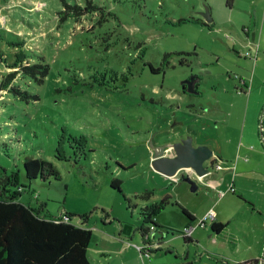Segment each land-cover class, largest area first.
Listing matches in <instances>:
<instances>
[{"label": "rangeland", "instance_id": "1", "mask_svg": "<svg viewBox=\"0 0 264 264\" xmlns=\"http://www.w3.org/2000/svg\"><path fill=\"white\" fill-rule=\"evenodd\" d=\"M89 1L90 13L65 18L63 0H0V81L15 70L9 65H49L43 81L16 72L13 85L26 95L0 89V176L17 173L19 186L11 189H20L18 200L43 206L48 218L69 212L76 214L72 222L80 223L78 215L88 214L82 222L93 230L89 252L95 264H187L177 252L182 256L191 246L194 258L198 245L181 235L190 219L176 202L188 209L207 190L201 185L191 190L183 180L187 171L180 172L178 183L163 176L153 169L152 157L156 147L174 143L176 132L180 139L191 136L202 143L197 146L212 143L232 150L243 120L242 103L222 84L228 83L226 71H235L236 34L251 19L248 12L261 5L257 0ZM207 8L211 27L203 24ZM178 52L190 53L186 64ZM152 66L162 70L153 73ZM191 76L208 81L199 83L200 94L183 92ZM220 106L225 110L219 111ZM204 107L210 116L202 114ZM230 110L237 127L227 131L219 121L203 124ZM27 157L53 162L61 179L29 181ZM115 178L122 181L121 191L111 186ZM232 184L230 193L235 192ZM167 196L169 204L155 220L169 229L150 235L173 238L162 248L172 247L168 256L164 250L152 251V242L144 245L140 231L145 224L141 210ZM237 217L239 226L249 219ZM207 236L199 242L201 251L214 249L207 246ZM224 256L230 257L210 254L204 262L221 264Z\"/></svg>", "mask_w": 264, "mask_h": 264}, {"label": "crops", "instance_id": "2", "mask_svg": "<svg viewBox=\"0 0 264 264\" xmlns=\"http://www.w3.org/2000/svg\"><path fill=\"white\" fill-rule=\"evenodd\" d=\"M257 1L261 7L248 12L251 19L243 26V33L236 34L237 42L233 48L237 58L233 56V62L231 61V66L235 68V71L227 70L228 83L222 84L224 92L230 93L242 103L240 116L243 120L238 124L241 132L239 130L237 140L232 144L233 148L230 151L217 145L213 146L212 143L207 144L213 150V157L209 160L213 169L209 170L203 179H196L197 185L205 187L207 193L200 194L194 202H189L188 211L194 219L185 225V227L190 225L196 227L190 242L198 246L193 255L194 258L190 254L191 246L182 256L177 252V258L186 261L187 264H205V258L208 259L210 254L217 255L218 253L226 255L228 253L230 256H224L223 258L226 259L221 261V264H244L250 261H256L255 264H264V0ZM218 78L214 81L220 80L221 77ZM240 79H243L244 83L240 82ZM201 81L208 83L205 77ZM199 85L198 83L197 90H199ZM218 103L220 104V101ZM206 108L203 109V115H208L207 111L210 109ZM223 110L225 108L220 106L219 111ZM201 117L203 116L198 118ZM206 119L203 124L217 125L219 121L227 131L237 127V125L233 126L231 110L225 112L221 119L217 120L215 117ZM180 136L181 133L176 132L174 143L181 140ZM225 140L233 143L232 137H226ZM193 144L197 146L202 143L193 142ZM218 150L221 151L220 155H217ZM168 156H173V154ZM187 171L192 178H196V174L191 169ZM175 182L178 183L179 179ZM230 183L234 184L232 185L235 192L228 191ZM211 209L216 213L215 219L208 221L204 226L197 227L198 221ZM238 214L249 218L246 225L239 226L235 222ZM155 222L156 229L165 227L164 223H160L157 219ZM215 223L222 224L223 228L220 231L212 230V225ZM205 233L208 234L209 239L207 246L210 244L214 249L206 246L208 249L201 251L199 242L202 241ZM122 234L120 230L119 236L121 237ZM142 238L145 245L153 243L150 248L156 253L162 252L163 245L169 244L173 239H165L163 235L158 238L156 235L152 237L150 233ZM224 248L226 251L223 250ZM171 250L172 247H166L164 252L168 256ZM217 261L220 260L217 259Z\"/></svg>", "mask_w": 264, "mask_h": 264}, {"label": "trees", "instance_id": "3", "mask_svg": "<svg viewBox=\"0 0 264 264\" xmlns=\"http://www.w3.org/2000/svg\"><path fill=\"white\" fill-rule=\"evenodd\" d=\"M65 4L64 17H81L94 9L91 1L88 0L86 7L79 4L71 5L63 0ZM230 4V1L227 2ZM184 21V20H183ZM211 27V23L203 22ZM181 56V64H186V57L190 53L178 52ZM171 54L165 55V63ZM182 55H185L182 57ZM8 67L15 69L7 76L2 77L0 89L12 91L16 94H27L18 86L13 85L16 72L21 70L22 74H28L38 78L40 81L47 76L49 65L47 64H14ZM153 73H159L162 69L152 66ZM242 80V81H241ZM243 82V79H240ZM183 92H186L183 85ZM38 100V96H34ZM25 176L29 181L37 178L48 180L54 178L61 179V174L53 162L44 158L27 157L24 159ZM121 180L115 178L111 181V186L121 191ZM19 186L18 174H7L6 171L0 176V264H95L94 258L89 252L90 243L93 238L92 228L85 227L83 222H87L88 214L78 215L80 223H73L72 217L76 214L67 212L60 217L48 218L43 214V206L40 209L18 200L20 189L12 190L11 187ZM145 195H148L145 194ZM170 196L164 197L159 203L145 206L141 211L144 223H151L147 228L144 224L141 227L142 236L146 237L151 230L156 229L155 216L169 204ZM130 202L131 200L128 199ZM181 207L183 213L193 220L192 214L184 206L176 202ZM153 227V228H151ZM166 228V227H162ZM222 224H213L212 230L220 231ZM169 229V228H166ZM173 230V229H171ZM149 231V232H148ZM185 241H191L190 237H184ZM247 262L244 264H255Z\"/></svg>", "mask_w": 264, "mask_h": 264}, {"label": "water", "instance_id": "4", "mask_svg": "<svg viewBox=\"0 0 264 264\" xmlns=\"http://www.w3.org/2000/svg\"><path fill=\"white\" fill-rule=\"evenodd\" d=\"M207 23H211L210 9L207 8L204 13ZM200 76H191L183 82L187 93L200 94L197 90V84L201 82ZM154 148V146L151 144ZM173 148V156H168L167 151ZM213 157V150L209 146H195L191 136L186 139H181L173 144H166L155 148L152 157V167L154 170L161 173L167 178L176 176L181 170L191 169L193 173L201 176L209 172V165L212 163L209 160ZM209 162V165H206ZM188 172V171H187ZM183 180L191 185V190L196 191L198 188L196 178H192L191 174L183 177Z\"/></svg>", "mask_w": 264, "mask_h": 264}, {"label": "built area", "instance_id": "5", "mask_svg": "<svg viewBox=\"0 0 264 264\" xmlns=\"http://www.w3.org/2000/svg\"><path fill=\"white\" fill-rule=\"evenodd\" d=\"M170 149L171 150H168L167 151V154L169 155V154H173V148L172 147H170ZM219 167V166H218ZM220 168V167H219ZM209 173V172H208ZM208 173H206L204 176H206ZM203 175H201V176H199V175H197L196 174V179L197 180H201V179H203V177H204ZM178 176L176 175V176H174V177H171L173 180H178V178H177ZM230 190H232V191H234V187L232 186L231 188H230ZM215 216H216V213H215V211L213 210V209H211V210H209L208 212H207V214L203 217V218H201L199 221H198V223H197V227L198 226H204L208 221H213L214 219H215ZM151 228H153V227H151ZM195 226H187V227H185L184 229H183V231L181 232V235H183V237H190L191 238V235H192V233H193V231L195 230ZM145 245V244H144ZM138 248H139V250L140 251H143L144 250V247L143 246H138Z\"/></svg>", "mask_w": 264, "mask_h": 264}]
</instances>
